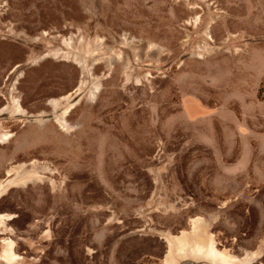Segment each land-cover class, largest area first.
I'll return each mask as SVG.
<instances>
[{"label": "rangeland", "instance_id": "obj_1", "mask_svg": "<svg viewBox=\"0 0 264 264\" xmlns=\"http://www.w3.org/2000/svg\"><path fill=\"white\" fill-rule=\"evenodd\" d=\"M2 108L0 264H264V0H0Z\"/></svg>", "mask_w": 264, "mask_h": 264}, {"label": "bare ground", "instance_id": "obj_2", "mask_svg": "<svg viewBox=\"0 0 264 264\" xmlns=\"http://www.w3.org/2000/svg\"><path fill=\"white\" fill-rule=\"evenodd\" d=\"M5 110L7 109L2 108L0 111L2 113ZM29 164L33 163L22 162L11 167L9 171L13 174L12 177L6 182L0 179V194L4 192L7 184L14 182L22 184L29 179L31 172L29 169L31 165L27 168ZM8 216V213L0 214V217ZM191 225V231L182 229L178 234L164 233L168 246L164 254V264H251L260 256L259 251L237 256L226 247H217L213 233L208 230L207 223L200 216L193 217Z\"/></svg>", "mask_w": 264, "mask_h": 264}]
</instances>
